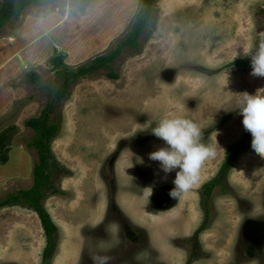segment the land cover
I'll return each instance as SVG.
<instances>
[{
    "label": "rangeland",
    "instance_id": "1",
    "mask_svg": "<svg viewBox=\"0 0 264 264\" xmlns=\"http://www.w3.org/2000/svg\"><path fill=\"white\" fill-rule=\"evenodd\" d=\"M141 6V0H58L44 7L24 8L17 21L2 29L0 87L6 89L9 100L2 120L14 130L13 144L24 147L23 156L29 155L27 164L31 171L37 152L29 145L34 131L24 122L39 115L60 84L52 59L59 57L63 67L73 68L108 52L127 34ZM155 7L157 19L151 35L146 37L145 33L141 38L142 49L136 53L124 49L113 62L118 78L110 79L108 69H100L78 80L51 113L50 121L59 123L52 142L60 138L63 161L57 159L51 142L52 155L61 169L57 172L51 168V181L59 189L65 178L74 177L80 194L69 189L61 195L76 203L78 197L89 195L94 199L90 203L93 206L102 196L98 190L106 187L109 197L111 188H116L112 184L111 165L115 164L118 184L120 169L129 160L134 159L135 167H159L158 161L148 159V153L162 147L163 142L148 131L162 118L183 117L200 128L201 143L216 152L215 157L204 162L197 183L182 197V201L192 200L203 182L216 174L226 149L246 133L245 148L231 161L222 184L224 189L220 185L214 189L215 219L231 220L226 227L232 234L227 243L230 239L233 243L228 246L227 255L232 256L233 264H264V158L251 151V138L243 128L242 116L235 111L242 93L264 94V78L250 75V67L226 65L241 58L243 52L255 53L264 44V0H156ZM236 51L241 55L233 59ZM29 70L40 75L38 81L28 80ZM28 103L32 109L28 108L21 117V109ZM147 134L152 138H147ZM94 144L101 147L96 149ZM119 145L124 151L119 160L113 161ZM11 152L13 164L7 173L24 165L18 153L13 149ZM138 156L143 163H137ZM146 171L136 169L142 178L139 181H146ZM156 173L158 179L175 177V171L165 175L157 169ZM32 176L30 173L31 179ZM27 186L19 182L0 187V199L17 191L16 187L24 190ZM135 189L139 195L150 192L149 188L139 189L141 192ZM119 194L120 191L116 196ZM50 202L53 208L62 210V216L64 204ZM114 204L110 201L107 213L117 216L121 211ZM33 213L29 207L15 204L0 209V264H41L45 235L42 225L33 223ZM142 215L144 218L146 213ZM245 216L254 217L255 223L248 221L239 234ZM97 221L90 217L78 222L76 226L80 225L81 231L69 234L56 226V247L49 264H84L81 233L93 230ZM141 224L121 220L123 230L146 234ZM224 224L219 220L216 227ZM219 228L213 229L215 235L222 231ZM236 240L241 253L234 249ZM133 244L128 241L124 250L128 251ZM183 244L187 249L188 244ZM222 244L219 240L218 251L223 249ZM245 249L250 251L251 258L245 255Z\"/></svg>",
    "mask_w": 264,
    "mask_h": 264
},
{
    "label": "crops",
    "instance_id": "2",
    "mask_svg": "<svg viewBox=\"0 0 264 264\" xmlns=\"http://www.w3.org/2000/svg\"><path fill=\"white\" fill-rule=\"evenodd\" d=\"M44 7V6H43ZM1 46V45H0ZM6 89H2L0 87V187H8V185L12 184H18L19 182H22L25 185H28L25 189H29L32 186L33 183V176L32 179L30 178V173L32 174V171L27 164V159L29 160V155L27 158L25 155L23 156V152L26 150L24 149L23 146L21 145H14L13 144V139H14V130L9 129L10 125H8L6 122H4L2 119L5 115V113L8 110L9 107V100L7 99V94H6ZM29 108V111L32 109V104L28 103L27 106L23 107L21 109L20 115L21 117L24 116V114H27V109ZM37 116V115H35ZM33 117V116H31ZM30 118V117H29ZM27 118V119H29ZM16 125H18L17 122H15ZM25 124V122H24ZM4 129V130H3ZM84 139H86L88 143V138L83 136ZM60 138H55L53 140V150L56 152V154L59 156L57 158L59 161H62V148L60 147ZM83 142V139H82ZM89 148V145H87ZM94 147L98 149L101 146H98V144H94ZM14 150L16 153L18 152V155L22 158L24 161V165H18L16 171L7 173V171L11 168L13 162L11 158V150ZM19 149V150H18ZM18 150V151H17ZM13 156V158L17 157ZM82 157V156H81ZM26 161H25V159ZM128 165L124 166L123 169H120L121 172V178L119 177V185L118 189H120V194L116 196L117 201H114L117 206L120 207V213L126 218L127 222L137 224V223H144L142 226L145 228L146 232H150L152 236L158 237H167L169 239H179V240H187L188 238L192 237L195 232H199V242H200V251L204 252L205 255H201L200 257L196 258L192 264H233L232 261V256L227 255V250L228 246L232 245V239H230V244L228 245V236H232L228 230H226L227 224L230 219H225L220 220L221 223H225L224 225H220L221 228L216 227L218 224L219 220L215 219V210H217V207L214 205L215 202L212 203V211L214 213V217L211 218V222L208 225V227H201L202 223L204 222L205 219V214L202 210V208L198 207L197 201H193L192 203L190 202H183L179 201V203L169 210L167 212V216L163 217L161 216H154L156 212L152 208L151 201H146L147 199H150L152 197V193L150 192H142V194L139 195L136 194V192L133 193L134 184L133 183L136 180L137 177V172L136 169L137 167L134 166L133 161L129 160ZM25 166V168H23ZM81 167L82 164H80ZM23 168V169H22ZM19 169H22L19 171ZM33 170V169H32ZM27 172V173H26ZM29 172V173H28ZM15 174V175H13ZM17 175V176H16ZM16 176V177H15ZM23 176V177H22ZM74 177L68 176L65 178L60 187L59 190L61 192H68L69 189L71 192H76L77 190L79 191V194L81 192L80 189L75 188V181ZM31 180V181H30ZM29 182H31V185L29 186ZM133 185V186H132ZM103 187H105L103 185ZM15 189H21L20 187H16ZM99 191V195H102L104 198L99 199V201H95L94 205L91 206V201L94 202V199H91L89 195L85 197V195L78 197L76 201H74L73 198H68V196H62L61 192L50 194L46 197L44 201H47L44 204V207L48 211L52 221L55 223L56 226H60L61 230H64L67 234L68 232H73L77 233L81 231L79 228L80 225L76 226L79 224L78 222H85L88 218H92L94 220H98L102 215H104L107 211L109 201L108 199V193L105 190ZM141 192V191H140ZM90 198V199H89ZM103 200V201H102ZM50 201H58L61 204L63 203L64 206L66 207L61 216L60 213L62 210H57L56 208H53L50 205ZM89 201V203H88ZM90 204V205H89ZM87 205V206H86ZM193 209V210H192ZM142 212L146 213V216L143 218L144 215H142ZM171 212V213H170ZM196 213V215H195ZM35 219L33 220V223H35V226L41 223L36 215V213H33ZM195 218V219H194ZM254 217H249L245 216L243 219V222L240 223L239 225V234L242 231V226L248 221H251L252 223H255ZM24 222L23 218H19L18 221ZM231 221V220H230ZM242 221V220H241ZM225 227V228H224ZM219 228L222 229L221 232H218V235H215L213 232V229ZM42 229V227H41ZM57 229V228H56ZM214 229V230H215ZM231 234V235H230ZM215 236V237H214ZM222 241V250L218 251V248L221 246H218V241ZM237 246H236V245ZM234 244V249L236 252H240L241 245L240 243L236 240ZM158 245L161 247V250L158 253L159 260H163L169 264H185L187 260V255H188V250L186 248L184 249H177V250H172L170 249V241L164 242V243H158ZM244 251V250H243ZM245 255L248 257L250 254V251L248 249H245ZM253 253V252H252ZM148 256L149 253L144 252L141 253L137 257V261H142L143 259L145 261H148ZM254 257V255L252 256ZM161 258V259H160ZM251 258V257H250Z\"/></svg>",
    "mask_w": 264,
    "mask_h": 264
},
{
    "label": "trees",
    "instance_id": "3",
    "mask_svg": "<svg viewBox=\"0 0 264 264\" xmlns=\"http://www.w3.org/2000/svg\"><path fill=\"white\" fill-rule=\"evenodd\" d=\"M56 1L58 0H2L0 2V34L6 25L19 19L24 8L28 6H48ZM141 2L142 6L137 12L127 34L117 41L108 52L97 55L86 63L73 68L63 67L59 57L52 59L57 69V78L61 80L60 84L45 107L41 109L39 115L30 117L25 121V125L34 131L33 139L29 142V145L34 147L37 152V159L32 170L33 183L29 189L10 192L4 198H1L0 209L15 204L29 207L36 213L47 237V245L43 249V264L50 263V256L54 246L53 239L56 237L53 236L56 235V225L44 207V200L50 194L61 192L53 184L49 174V171L53 167L57 172L61 171L50 148L52 139L59 130V123L58 121H50V115L56 110L57 103L67 97L71 87L78 80L86 78L100 69H108L107 77L117 79L118 73L113 70L112 65L121 55L122 51L128 49L136 53L142 49L143 44L140 40L143 35L145 36V33L146 37L151 35L152 28L157 19V10L155 7L156 0H141ZM249 59L250 57L248 56L238 58L226 65L247 68L250 67ZM26 76L31 82H36L40 78V75L33 70L27 71ZM245 136L246 133L242 135V138L238 142L226 149L223 161L219 167V174L225 173L229 169L235 155L245 148Z\"/></svg>",
    "mask_w": 264,
    "mask_h": 264
},
{
    "label": "flooded vegetation",
    "instance_id": "4",
    "mask_svg": "<svg viewBox=\"0 0 264 264\" xmlns=\"http://www.w3.org/2000/svg\"><path fill=\"white\" fill-rule=\"evenodd\" d=\"M148 135V134H147ZM138 137V136H137ZM147 138H152V136L149 134L146 136ZM137 143H141V141L136 140ZM124 151V148L122 146H118L115 153V157L113 158V161L119 160L121 153ZM140 154V153H139ZM140 158V156H138ZM134 161V159H132ZM104 166L102 169H104ZM111 169L112 174V184L116 188H111L109 192V197L107 201H117L116 195L117 192L120 190L118 189V182H117V174L115 172V164L111 165L109 167ZM138 168L147 169L145 174V179L139 181L142 179L140 175L136 177V180L133 182L135 183V187L139 189H146L151 188L153 189V194L150 199H147L146 201H151L152 208L156 212L154 216L160 217H166L167 212L174 208L179 201H182V197L184 194L181 195L179 199H173L169 196V191L174 187L172 181L173 179H166V178H159L157 177L156 170L159 169L158 166L156 167H148L145 165L144 167L139 166ZM153 169V171H152ZM227 172V171H226ZM226 172L223 174H219V169L216 172V174L210 178L209 180L203 182V184L199 187V190L196 192V197L192 200L187 199L183 201H197L198 207L202 205V210L205 214L204 222L202 223V226L208 227V225L211 222V218L213 215V211L210 209V204L214 201L213 200V192L216 186L220 185V188L222 184L225 182V175ZM144 182V183H143ZM138 184L139 186L137 187ZM154 184V185H153ZM151 186V187H150ZM221 189H224L222 186ZM136 189H133V192H135ZM152 193V192H151ZM110 198V199H109ZM115 205V204H114ZM116 206V205H115ZM109 208V205H108ZM107 208V210H108ZM117 216H112L111 214H108L107 211L102 217H100L97 221V223L93 226V230L91 229H85L81 233L82 237V245H83V258H84V264H93V256L94 255H106L109 254L110 261L109 264H169L165 261L159 260L158 253L163 250L158 245V243H164L170 241V249L177 250L179 248L184 249L186 246H183V242L188 244V255L187 260L185 264H192L193 261L201 256L200 252V243H199V232H195L192 237L188 238L187 240H179V239H169L167 237H158L152 236L150 232L138 231V230H123V225H121V220H126L124 216L119 212L116 214ZM88 226V225H87ZM201 226V227H202ZM45 235V234H44ZM56 236V235H53ZM56 240L53 239V250L56 247ZM128 241H132L134 244L131 245L128 248V251H125L124 248L127 246L124 245ZM180 244V245H179ZM47 245V237L45 236V246ZM52 250V251H53ZM147 252L149 253L148 261L142 262L137 261V257L141 254ZM162 252V251H161ZM52 255V252H51ZM51 257V256H50ZM82 257V255H81ZM80 257V258H81ZM42 258H43V251H42ZM41 264H43V259H41Z\"/></svg>",
    "mask_w": 264,
    "mask_h": 264
},
{
    "label": "clouds",
    "instance_id": "5",
    "mask_svg": "<svg viewBox=\"0 0 264 264\" xmlns=\"http://www.w3.org/2000/svg\"><path fill=\"white\" fill-rule=\"evenodd\" d=\"M241 53H234L235 59ZM243 56L250 57V75L264 78V44L255 53L243 52ZM227 84V73H226ZM242 116L244 130L251 138V151L264 158V94L249 95L242 93L236 110ZM147 131V130H142ZM163 142V146L148 153V159L159 162V169L167 175L175 171L172 181L174 187L169 196L179 199L182 194L193 188L199 179L202 165L216 152L213 148L201 143V130L192 121L183 118H162L148 131ZM137 163H143L139 157ZM151 194V188H149ZM93 264H109L108 255H94Z\"/></svg>",
    "mask_w": 264,
    "mask_h": 264
},
{
    "label": "bare ground",
    "instance_id": "6",
    "mask_svg": "<svg viewBox=\"0 0 264 264\" xmlns=\"http://www.w3.org/2000/svg\"><path fill=\"white\" fill-rule=\"evenodd\" d=\"M57 23H58V22H57ZM53 26H54V25H53ZM49 31H50V30H49ZM11 40H13V39H11ZM3 47H4V46H3ZM15 47H16V46H15ZM0 49H1V48H0ZM5 52H6V51H5ZM0 53H1V52H0ZM7 56H8V54H7ZM9 129H10V128H9ZM18 150H19V149H18ZM18 150H17V151H18ZM17 153H18V152H17ZM23 153H25V152H23ZM28 164H29V163H28ZM20 166H21V165H20ZM14 167H15V166H14ZM28 167H29V166H27V168H28ZM12 169H13V168H12ZM14 171H15V169H14ZM14 171H13V172H14ZM19 171H20V170H19ZM0 173H1V172H0ZM26 173H27V172H26ZM28 173H29V172H28ZM13 175H15V174H13ZM16 176H17V175H16ZM16 176H15V177H16ZM22 177H23V176H22Z\"/></svg>",
    "mask_w": 264,
    "mask_h": 264
}]
</instances>
